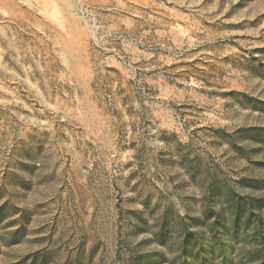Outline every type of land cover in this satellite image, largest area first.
I'll use <instances>...</instances> for the list:
<instances>
[{
    "label": "rangeland",
    "instance_id": "374dc122",
    "mask_svg": "<svg viewBox=\"0 0 264 264\" xmlns=\"http://www.w3.org/2000/svg\"><path fill=\"white\" fill-rule=\"evenodd\" d=\"M237 197L264 0H0V264H248Z\"/></svg>",
    "mask_w": 264,
    "mask_h": 264
},
{
    "label": "trees",
    "instance_id": "16d2710c",
    "mask_svg": "<svg viewBox=\"0 0 264 264\" xmlns=\"http://www.w3.org/2000/svg\"><path fill=\"white\" fill-rule=\"evenodd\" d=\"M257 202L263 204L261 207L264 208V203L260 200ZM254 204L252 199L236 198L232 205L235 209L232 227L239 231L243 225L245 237L252 242L251 247L246 249V254L250 258L248 264H264V215L261 216L254 211ZM217 224L215 222L213 225L214 243L219 249V254H222L226 245L218 231Z\"/></svg>",
    "mask_w": 264,
    "mask_h": 264
}]
</instances>
